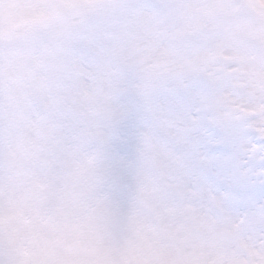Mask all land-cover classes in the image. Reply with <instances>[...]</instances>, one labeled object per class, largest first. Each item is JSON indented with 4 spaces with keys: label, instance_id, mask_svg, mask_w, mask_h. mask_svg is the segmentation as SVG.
<instances>
[{
    "label": "snow or ice",
    "instance_id": "obj_1",
    "mask_svg": "<svg viewBox=\"0 0 264 264\" xmlns=\"http://www.w3.org/2000/svg\"><path fill=\"white\" fill-rule=\"evenodd\" d=\"M0 264H264V0H0Z\"/></svg>",
    "mask_w": 264,
    "mask_h": 264
}]
</instances>
